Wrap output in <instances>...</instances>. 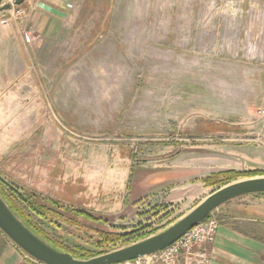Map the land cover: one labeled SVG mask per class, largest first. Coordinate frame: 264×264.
I'll list each match as a JSON object with an SVG mask.
<instances>
[{
  "label": "rangeland",
  "instance_id": "374dc122",
  "mask_svg": "<svg viewBox=\"0 0 264 264\" xmlns=\"http://www.w3.org/2000/svg\"><path fill=\"white\" fill-rule=\"evenodd\" d=\"M94 1L57 44L49 33L33 36L26 59L10 62L0 92V189L54 249L81 260L175 223L223 187L205 184L212 174L264 171V0ZM3 3L12 5L4 17L22 37L30 30L18 22L24 2ZM177 18L184 40L173 42ZM41 151L57 156L54 171L67 177L54 184L53 197L36 182ZM178 165L172 174L190 198L164 203L166 188L143 197L149 180ZM114 171L124 175L120 189L118 176L103 185ZM89 175L97 179L84 181ZM84 193H112L101 204L92 199L100 209L119 203L117 194L139 197L136 214L120 222L71 199ZM210 216L218 222L210 245L222 258L194 252L208 264H264L263 194L226 202ZM230 241L248 263L225 258ZM6 248L0 244V264H41L10 241ZM203 260L196 255L187 264ZM130 264L159 263L144 257Z\"/></svg>",
  "mask_w": 264,
  "mask_h": 264
},
{
  "label": "crops",
  "instance_id": "0c3cea01",
  "mask_svg": "<svg viewBox=\"0 0 264 264\" xmlns=\"http://www.w3.org/2000/svg\"><path fill=\"white\" fill-rule=\"evenodd\" d=\"M94 0H25L24 5L18 7L20 9V12H23V16H19L18 22L21 23L22 26L20 28L22 29H30L33 31V36L36 38H40L41 36H44L49 33L51 39L54 40V43L57 44L59 39L58 37L63 35V30L70 28V26H73L77 23L79 20V13L84 15H88L90 13V9L92 8ZM95 2V1H94ZM17 8V7H16ZM32 10H35L34 12ZM17 11V9H16ZM18 11V12H19ZM5 12L0 13V21L2 19H7ZM178 18L179 15L177 14ZM176 16V17H177ZM169 18V16H168ZM173 19L175 25L173 29L176 27L175 32H173L172 35L175 36V41L173 42H180L184 39H179L181 32H184L183 29H180L181 24V18L180 19ZM196 19V18H195ZM226 18H224L225 20ZM171 20V17L169 21ZM15 24H13L11 21H7L5 24L0 23V92L2 91L4 85H8L10 82V62L13 61L15 65H17L18 60H25L26 59V51L27 47L23 42L22 37L19 36L18 30L16 27H14ZM194 27H199V31L201 30V25L199 23L194 24ZM222 29L226 32L228 31L227 23L223 22ZM183 30V31H182ZM169 35V34H168ZM183 35V34H181ZM41 114V111L40 113ZM47 144V142H45ZM45 149V148H44ZM46 150V149H45ZM42 156H39L38 158V167L35 170L36 174V182L39 186V192L41 195H48L49 197L55 196L53 192H55L56 188L54 184H60L66 182L65 180L67 177H59L60 175H56L54 171L53 165L57 163L58 158L57 156H50V153L41 151ZM47 164L46 166H43ZM50 165V166H48ZM176 168V169H175ZM168 176H162L161 178L152 179L149 180V185H152V187L146 189L145 195L147 196L149 194H152L153 196L157 197V193L161 189L166 188V193H162L163 201L164 203H179L181 204V201L185 199L190 198L188 192L181 193V178L178 175L172 174L175 171L181 170V165H178L177 167H170L168 169ZM95 174V173H94ZM120 174V173H119ZM116 173V171L106 175V178L103 179L105 181L103 185L109 187L110 184H112L113 179L115 176L117 177L118 185L119 187L117 189H120V186L125 180L124 175H120ZM56 175V176H55ZM55 176V177H53ZM99 178V177H98ZM97 177L95 175H89L86 177L84 181L92 182L95 181ZM64 180V181H63ZM108 181V182H107ZM110 190V189H108ZM105 192V191H102ZM161 192V191H160ZM159 192V193H160ZM112 194V193H111ZM105 196V194L100 193L99 195L97 193H87V194H79V195H73L71 197L72 200L80 199L82 202H84V207H87L89 209L93 208L94 210L104 211V213L101 211L102 214L108 213L110 215H113L115 217V220L124 222L129 217H133L136 214V206L135 203L139 199V197H132L127 196V193L125 196H120V194L113 197V200L117 198L119 200V203L113 205V206H104L102 209H100L97 204L102 203L103 201L109 200ZM99 198L95 205L93 202V198ZM122 197V198H121ZM192 197V196H191ZM121 200V201H120ZM0 244L3 247L5 245L7 248V254L9 251V240L1 233L0 231ZM240 245V244H239ZM239 245L234 244L233 241L229 242L230 248L226 249L225 252V258L229 262L234 261H243L245 263H248L249 260L247 256H242L244 254H239V252L236 250V248H240ZM196 251H211L218 255L219 258H222V254L216 251L215 245L212 246L210 244H203L201 246L196 247ZM248 248V247H247ZM242 250V249H241ZM244 252V251H243ZM224 254V253H223ZM240 256V257H239ZM183 259L180 258L179 264H181ZM210 264H222L217 262H211Z\"/></svg>",
  "mask_w": 264,
  "mask_h": 264
},
{
  "label": "water",
  "instance_id": "95a60500",
  "mask_svg": "<svg viewBox=\"0 0 264 264\" xmlns=\"http://www.w3.org/2000/svg\"><path fill=\"white\" fill-rule=\"evenodd\" d=\"M25 0H14L19 6ZM12 5L0 0V13L11 9ZM264 195V176L246 178L227 184L214 191L192 210L164 230L143 240L122 248L88 259H77L67 252L54 249L35 235L19 220L0 196L1 233L33 260L43 264H119L156 254L178 241L189 230L203 222L212 212L226 202L245 195Z\"/></svg>",
  "mask_w": 264,
  "mask_h": 264
},
{
  "label": "built area",
  "instance_id": "2783aa9c",
  "mask_svg": "<svg viewBox=\"0 0 264 264\" xmlns=\"http://www.w3.org/2000/svg\"><path fill=\"white\" fill-rule=\"evenodd\" d=\"M4 1V0H3ZM10 11V10H9ZM7 11V12H9ZM12 18L13 15H11ZM8 19H2L0 21L1 24L7 23ZM33 32L28 30H24L22 32V39L25 45H30L34 42L33 39ZM218 230V222L214 219V217L209 216L206 220L189 230L186 234H184L178 241L174 244L170 245L169 247L165 248L164 250L153 254L149 257L154 260V263L159 264H177L180 260L181 256L186 257L185 263L187 261H192L194 256L198 255L203 257V264H208V258L206 254H198L193 250L201 246L203 244H212L215 240V236ZM144 258V257H143ZM135 260V259H134ZM142 258H139L135 261H141ZM197 259H194V261ZM130 262H121L119 264H130ZM198 264V261H197Z\"/></svg>",
  "mask_w": 264,
  "mask_h": 264
},
{
  "label": "trees",
  "instance_id": "16d2710c",
  "mask_svg": "<svg viewBox=\"0 0 264 264\" xmlns=\"http://www.w3.org/2000/svg\"><path fill=\"white\" fill-rule=\"evenodd\" d=\"M257 176H264V171L254 170V171H250V172H236L233 170H229V171H222V172H219L216 174H212L211 176L205 178L204 182L207 186H210V187L214 186V185H219V184H222V186H225L227 184H230L232 182L237 181V179L240 177L252 178V177H257ZM0 196L2 197L1 199H3L5 201V203L9 206V208L13 212V214L19 220H21L25 226H28V228L35 235H37L43 241L48 243V241H46L44 238L41 237V236H43V234H41V232L36 228V226L29 224L28 219L26 217V212L24 211V208H22L16 200L14 201L12 198H10L8 195H6L1 189H0ZM108 239H110V238L108 237ZM71 255L74 258L78 257L76 254H71Z\"/></svg>",
  "mask_w": 264,
  "mask_h": 264
}]
</instances>
